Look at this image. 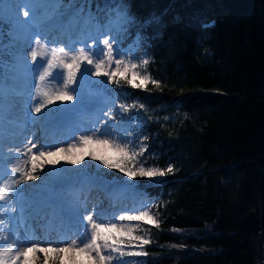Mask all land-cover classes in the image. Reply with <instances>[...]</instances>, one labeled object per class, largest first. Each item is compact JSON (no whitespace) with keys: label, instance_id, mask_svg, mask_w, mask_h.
Returning a JSON list of instances; mask_svg holds the SVG:
<instances>
[{"label":"trees","instance_id":"trees-1","mask_svg":"<svg viewBox=\"0 0 264 264\" xmlns=\"http://www.w3.org/2000/svg\"><path fill=\"white\" fill-rule=\"evenodd\" d=\"M62 1L103 31L122 22L121 49L159 82L110 81L138 160L175 169L138 184L160 226L138 222L151 243L134 263L264 264V0Z\"/></svg>","mask_w":264,"mask_h":264},{"label":"rangeland","instance_id":"rangeland-1","mask_svg":"<svg viewBox=\"0 0 264 264\" xmlns=\"http://www.w3.org/2000/svg\"><path fill=\"white\" fill-rule=\"evenodd\" d=\"M0 5L1 19H5L2 20L3 38L0 36L3 51L0 69V191L5 195V199L0 201V252L12 247L13 240L18 246H30L26 242L33 238L27 230L33 227V222L26 219L30 212L24 210L39 208L41 205L53 208V214L58 218L66 217L76 223L75 226H70L74 231H70L68 235L60 234L59 241L66 243L83 238L85 228L88 227L85 219L88 215L104 221L100 214L108 213V221L136 226L139 221H119L118 217L149 210V203L141 196L138 184L142 182L141 179L159 182L164 176L131 177L119 168H108L102 162V159L109 163L119 161L120 156L111 147L79 144L80 136L92 135L99 129L96 135L100 139L128 145L130 151H139L141 137L136 131L128 129L129 124L120 121V115L124 111L121 105L127 106V103L110 89H104L110 87L113 79L92 75L94 67L84 62L77 72L76 82L71 85L75 89L72 101H54L41 113L32 110L40 99L36 89L37 84L41 83L39 76L48 68L47 61L51 58L53 49L64 47L78 52L80 48H84L99 59L105 50L102 42L109 39L113 45L114 59L137 64L136 71L145 75L141 64L144 59L134 54L131 56L129 49L125 51L119 46L118 31L123 29V23L117 22L114 32L102 34L99 31L96 34L94 30L85 31L89 19L80 13L79 5L70 1L0 0ZM26 10L29 12L27 17L23 15ZM60 26L64 36L62 34L60 41L55 42ZM33 50L38 53L36 61L30 55ZM115 69L116 65L112 63L108 70ZM50 71L51 75L46 78L44 87L51 92L62 89L67 70L57 65ZM127 76L134 83L141 82L139 78H133L131 70ZM103 79H106V83L101 86ZM74 143L77 144V149L68 156L61 154L52 157L58 162L44 163L34 173L36 179L17 183L21 174L14 173L12 169L24 166L23 162L27 159L25 145L31 147L35 144L36 148L32 151L38 154L39 150L55 151L57 148H68ZM94 156L102 159H94ZM72 159L79 163H71ZM145 167L153 166L146 163ZM111 169L117 174L110 172ZM47 175L50 178L47 180L48 185H40L39 181ZM21 206L24 209H20ZM42 233H38L37 240L49 242L42 237ZM59 245L65 246L63 243ZM41 246L46 247L48 244L41 243ZM122 247L126 252L138 251L127 243ZM38 253L41 252L28 253L29 264H36L34 260ZM104 254L114 257L111 264H135L133 256L121 257L111 250H106ZM37 263L95 264L86 254L76 252L60 253L58 256L54 253H41Z\"/></svg>","mask_w":264,"mask_h":264},{"label":"snow or ice","instance_id":"snow-or-ice-1","mask_svg":"<svg viewBox=\"0 0 264 264\" xmlns=\"http://www.w3.org/2000/svg\"><path fill=\"white\" fill-rule=\"evenodd\" d=\"M23 15L25 17L29 16V12L24 11ZM39 43V39H37ZM103 45L105 50L102 53V57L97 59L90 52L86 51L84 48H80L79 51H73L71 49L66 50L64 47L59 49H53L51 53V58L47 61L48 68L44 70L43 74L39 76L41 83L37 84V93L40 96L36 106L32 109L35 113H41L48 105H51L54 101H72L74 96L72 93L75 89L71 88V85L76 82L77 72L80 71L81 64L87 62V64L92 65L95 69L92 75L95 76H106L110 79H115L117 75H122L128 83H132L136 88L146 87L147 83H152L159 86V82L152 79L150 75H142L139 71L137 64L128 62L120 59H114L113 56V45L109 42V39L103 40ZM33 61H36L38 53L33 50L30 53ZM115 63V71H109L111 64ZM149 63L147 59L141 62L142 65L146 66ZM62 66L67 70L66 77L63 81L62 89L55 92L48 91L44 87V82L46 78L51 75V69L55 66ZM131 70V75L133 78H139L141 83H134V80H127V73ZM117 84L120 83L118 79L115 80ZM143 107V105H140ZM121 109L127 110V106L121 105ZM100 130L97 129L92 135H82L79 137L80 145H91L100 144L109 146L115 150V152L120 156L117 163H109L108 160L102 159L100 157H93L94 159H102V162L108 168H119L121 172L126 173L131 177H157L166 176L175 171L172 165L167 168L160 167H145L147 161L140 162L139 157H142L145 152V147L141 146L139 151L129 150L128 145H120L117 143H112L108 139H100L96 133ZM103 134V133H101ZM146 139V138H145ZM36 148L35 144L31 147L25 145V155L27 159L23 162V167H14L12 171L19 172L21 174L20 181L17 183L24 182L25 180L36 179L37 177L34 173L38 169L42 168L44 163L54 164L58 161L51 159L52 157L60 156L64 154L65 156L70 155L75 149H77V144L74 143L68 148H57L55 151H44L39 150L38 154L34 153L32 150ZM20 151V149H17ZM73 164L79 163L78 160L72 159L70 161ZM131 165V166H130ZM5 199L3 191H0V201ZM88 221V227L85 228L83 238L73 239L71 243H66L65 241H59L58 243H63L65 246H52V242H41V241H29L30 246H17L16 241L13 240L12 247L6 248L4 251L0 252V264H29L28 253H54L57 256L60 253H81L86 254L90 260L94 261L95 264H111L113 256L110 254H104L106 250H111L113 253H119L121 257L125 255L129 256H142L147 255L144 251V246L151 243L150 238H146L143 235L135 234L139 228V225H125L117 224L111 221L104 222L102 220L94 219L92 215L85 217ZM119 221H146L149 224L155 225L157 228L160 226V222L155 215L152 214L151 210L140 211L138 214L134 215H120L118 217ZM174 231H178L174 229ZM41 243H47L48 246L42 247ZM132 245L138 248V251H124L123 245ZM175 247V245H174ZM13 248H16L13 251ZM93 253L95 255H93Z\"/></svg>","mask_w":264,"mask_h":264},{"label":"bare ground","instance_id":"bare-ground-1","mask_svg":"<svg viewBox=\"0 0 264 264\" xmlns=\"http://www.w3.org/2000/svg\"><path fill=\"white\" fill-rule=\"evenodd\" d=\"M50 174H51V170H50L49 175H50ZM49 175H47L46 178H42V179L39 181L40 185H42V186H47V185H48L49 182H47V180L50 179V178H49ZM31 217H32V219H39V218H40V216L37 214V212H32V213H31ZM100 218L103 219L104 222H109L108 219L110 218V215H109L108 213H106V215H103V214L101 213V214H100ZM106 219H107V220H106ZM105 220H106V221H105ZM53 232H55V231H53ZM61 232H64V230L62 229ZM66 233H67V232H66ZM22 239H23V236H22ZM35 241H37V240H35ZM51 242H52V246H60L59 243H58V240H57L56 238L52 239ZM26 243H28V241H27ZM17 246H18V244H17ZM40 254H41V253H38V254L36 255V258H35L36 260H34V262H35L36 264H39V263H37V262H38V258H40ZM48 254H49V253H47L46 255H48ZM33 259H34V257H33Z\"/></svg>","mask_w":264,"mask_h":264}]
</instances>
